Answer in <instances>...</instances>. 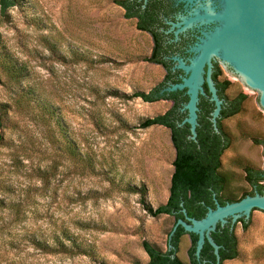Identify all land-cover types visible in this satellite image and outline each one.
Masks as SVG:
<instances>
[{
    "label": "rangeland",
    "instance_id": "obj_1",
    "mask_svg": "<svg viewBox=\"0 0 264 264\" xmlns=\"http://www.w3.org/2000/svg\"><path fill=\"white\" fill-rule=\"evenodd\" d=\"M150 47L111 0H20L0 14V58L24 70L18 82L0 70V104L10 106L0 128V264H146L142 242L166 250L173 220L150 217L139 192L153 209L166 202L174 150L168 130L140 124L169 103L130 98L163 78L147 59ZM82 49L85 62L76 56ZM218 62L227 97L247 96L223 122L230 144L220 172L240 199L251 191L244 168L264 170V108L260 92ZM24 95L29 105L20 109ZM38 100L56 108L81 145L82 169L52 143L58 129ZM234 233L238 257L223 264H264V214L245 229L236 223ZM189 247L185 234L180 260Z\"/></svg>",
    "mask_w": 264,
    "mask_h": 264
},
{
    "label": "trees",
    "instance_id": "obj_2",
    "mask_svg": "<svg viewBox=\"0 0 264 264\" xmlns=\"http://www.w3.org/2000/svg\"><path fill=\"white\" fill-rule=\"evenodd\" d=\"M20 0H0V14H5L9 10L17 7ZM88 52L82 49V55L76 54L82 61L85 62L88 59ZM153 63L161 64L166 67V62L159 58L157 55L148 60ZM0 70L1 73L11 82H18L24 77L23 68L17 67L13 61L4 55L0 58ZM217 74L212 76L214 86L217 92V97L221 98L226 89L230 87L229 82L225 81L218 85ZM161 86H156L148 93L137 92L130 98H140L143 102L153 103L160 99H167L174 103L173 107L164 114L158 115L151 119L144 120L140 127L142 129L150 128L153 126L164 127L169 131L170 142L174 150V159L172 162L173 173L170 179L169 195L166 202L156 209L151 208L145 203V192L141 190V205L143 210L152 218H158L160 216H168L173 220V226L178 220H185V216L182 213L184 209L186 216L195 220H201L205 217L209 208H215V201L220 206H224L228 203L237 202L246 196H253L255 193L264 196V187L261 183L264 182V170L253 169L249 166L244 168L245 180L251 187V191L242 195L240 199H237L233 193L226 191V180L221 175V157L223 153L228 149L230 140L223 138L220 134V128L218 126L219 116L216 119L215 127L211 121L208 113H197V126L195 128L196 138L192 140L190 138V126L185 123L182 124L186 118V112H181L180 109L187 103L188 97L185 92H171L168 96H159ZM205 96H200L201 103L197 106L200 107L204 103L205 98L209 97L207 87H204ZM180 97V99H178ZM25 95L19 97L15 101L18 108H24L29 105L28 101H25ZM124 98H128L124 96ZM228 98V97H227ZM247 96L238 94L234 99L228 102L229 111L221 113L222 117H233L240 112L242 103L246 100ZM179 102L182 103L179 104ZM36 106L43 112V117L54 122L58 129L59 137L53 138L52 143L56 146L63 156L74 165L82 169V149L76 140H74L70 134L66 131V126L63 123L61 116L58 114L56 108L53 106L41 103L39 100L35 102ZM214 105V103L212 102ZM8 104H0V128H4L7 114L10 110ZM221 110V109H220ZM259 145H264L263 142H257ZM264 158V150H263ZM135 192V189H131ZM248 221L239 220L238 223H242L243 228L247 227ZM172 226V228H173ZM171 228V230H172ZM235 225L230 229V225L224 227L217 226L216 231L211 234V238L215 244L220 246L219 256L220 264L225 261L234 260L238 257V243L234 233ZM168 233V236L171 232ZM186 233L183 228L178 226L174 235L170 240L172 249L167 248L161 250L148 242H142L141 246L143 251L148 257L146 264H215L216 259L213 254L212 247L205 242L202 250L200 251L199 259L195 257V246L198 237L194 234H188L190 236V247L187 251L188 261L184 262L177 256L180 239ZM135 264H140L135 262Z\"/></svg>",
    "mask_w": 264,
    "mask_h": 264
},
{
    "label": "water",
    "instance_id": "obj_3",
    "mask_svg": "<svg viewBox=\"0 0 264 264\" xmlns=\"http://www.w3.org/2000/svg\"><path fill=\"white\" fill-rule=\"evenodd\" d=\"M193 3L196 0H182ZM221 9L213 13L207 4L205 7L193 10L188 17H181L180 22L172 24L175 37L190 29L194 24L217 23L213 31L203 33L198 42L189 50L191 53L187 63L178 57H173L176 63L175 69L181 71L180 82L167 87L164 91L185 92L188 97L182 111L186 112V118L182 124L190 126V138L195 140L197 126L198 102L200 96H205L203 85L210 93V101L215 109L211 114V121L215 127L222 102L218 99L214 82L212 80V62L219 60L221 64L242 80L250 88L260 92L259 104L264 108V0H220ZM203 11L200 14L199 11ZM243 66L249 71L252 78L245 76ZM257 212L264 214V196L255 193L243 199L220 206L215 201V208H209L205 217L195 220L182 213L185 220H178L169 236L168 248L172 249L170 240L178 226L182 227L186 234H194L198 237L195 246V257L198 260L200 251L205 242L213 249L215 264H220V246L214 243L211 234L217 226L230 225V229L239 220L248 221L250 216ZM204 264V263H202Z\"/></svg>",
    "mask_w": 264,
    "mask_h": 264
},
{
    "label": "flooded vegetation",
    "instance_id": "obj_4",
    "mask_svg": "<svg viewBox=\"0 0 264 264\" xmlns=\"http://www.w3.org/2000/svg\"><path fill=\"white\" fill-rule=\"evenodd\" d=\"M111 3L122 11L123 18L133 27L135 32L150 41L151 47L147 59L152 60L157 55L167 63L165 67L164 65L149 61L151 64L161 67L164 72L161 82L157 85L161 86L159 96H168L170 93L164 90L171 85L179 83L181 80V71L175 69L176 63L172 61V58H182L187 63V59L191 56L189 52L190 48L198 42L203 33L213 31L217 23H196L190 29L179 33L176 37L174 34L176 28L172 30L171 25L179 23L181 17H188L193 10L205 7L207 4L213 13H218L221 9L220 0H196L193 3H187L182 0H111ZM199 13L203 14V11L200 10ZM219 64L218 60L212 62V76L218 72L220 73L217 76L218 85L227 81L223 78ZM205 86L204 84L203 89ZM226 92L227 89L222 97L218 98L222 102L218 126L223 138L229 139L223 127V122L231 117L221 118V113H224L222 116H225V112L229 111L228 102L231 101L227 98ZM159 101L169 103V109L174 105L172 101L167 99H160ZM200 103L199 99L198 105ZM179 104L182 105L181 102ZM213 108L214 105L209 97H206L204 103L198 107L197 113L199 115L206 112L210 116ZM180 111L183 112L182 108Z\"/></svg>",
    "mask_w": 264,
    "mask_h": 264
},
{
    "label": "bare ground",
    "instance_id": "obj_5",
    "mask_svg": "<svg viewBox=\"0 0 264 264\" xmlns=\"http://www.w3.org/2000/svg\"><path fill=\"white\" fill-rule=\"evenodd\" d=\"M242 70H243L245 76H247L248 78H252L251 74L249 73V71L244 66H243Z\"/></svg>",
    "mask_w": 264,
    "mask_h": 264
}]
</instances>
